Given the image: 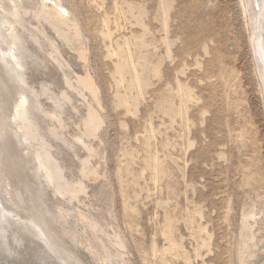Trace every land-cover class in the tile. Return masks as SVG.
Here are the masks:
<instances>
[{"label": "rangeland", "instance_id": "1", "mask_svg": "<svg viewBox=\"0 0 264 264\" xmlns=\"http://www.w3.org/2000/svg\"><path fill=\"white\" fill-rule=\"evenodd\" d=\"M60 1L87 47L83 59L64 47L63 70L72 81L90 76L98 103L46 61L38 77L70 96L66 137L89 105L101 119L71 147L52 141L82 188L60 197L87 217L78 228L97 223L125 264H264V106L239 0ZM1 222L0 264H32Z\"/></svg>", "mask_w": 264, "mask_h": 264}, {"label": "bare ground", "instance_id": "2", "mask_svg": "<svg viewBox=\"0 0 264 264\" xmlns=\"http://www.w3.org/2000/svg\"><path fill=\"white\" fill-rule=\"evenodd\" d=\"M38 1L31 7L25 0H0L1 225L10 233L11 245L25 253L32 264H125L99 235L102 230L97 223L87 219L85 227L78 228L76 223L87 217L60 203V197L74 200L82 188L65 177L52 141L71 147L81 137L93 135L101 119L89 105L86 117L66 137L61 114L70 96L66 89L54 91L51 83L38 77L40 62L62 70L66 87L77 94L87 91L97 103L98 88L90 76L76 75L72 81L68 70H63L69 67L62 55L64 47L76 50L81 59L86 54L76 21L67 17L60 0ZM239 3L264 106V0ZM44 47L46 53L40 57L37 49ZM178 91H182L179 85ZM42 97L49 101L47 108ZM85 164L81 163L82 174L87 172ZM46 196L57 202L47 201ZM254 214L252 208L244 213L246 237H250L249 218ZM3 240V251H8L7 240ZM241 244L243 250L250 246Z\"/></svg>", "mask_w": 264, "mask_h": 264}]
</instances>
